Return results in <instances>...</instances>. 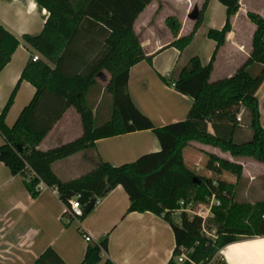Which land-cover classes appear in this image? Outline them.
<instances>
[{"label":"trees","instance_id":"obj_1","mask_svg":"<svg viewBox=\"0 0 264 264\" xmlns=\"http://www.w3.org/2000/svg\"><path fill=\"white\" fill-rule=\"evenodd\" d=\"M36 1L49 11V17L40 33L24 34L22 39L28 48L39 53L40 59H29L0 113V134L5 140L0 147V161L14 175L23 176L30 195L39 197L44 184L56 189L66 206L78 194L85 205L93 197H101L107 184L112 189L121 185L130 199L128 212H153L171 224L176 247L169 264H190L188 260L177 261L183 249L196 264H209L222 247L243 237L264 236V199L250 202L236 198L242 164L206 153V167L212 174L206 177L187 166L184 157V149L191 142H199L229 152L233 157H249L264 163V127L257 97L264 81V17L248 13L257 27L252 52L231 77L210 81L216 51L207 65L194 56L176 79L161 76L166 84L191 97L193 104L185 120L158 127L137 109L128 91L130 68L142 60L152 61V56L143 49L134 23L153 0ZM219 1L226 7V22L221 29L211 28L207 33L217 48L225 42L232 28V17L240 9V0ZM208 2L205 1L193 31L176 38L170 46L183 51L192 42ZM166 24L177 37L181 29L178 19L168 17ZM20 43L0 23V72ZM103 70L111 75L105 87L111 95V113L108 120L96 124L98 109L95 113L89 95L99 84L96 76ZM23 81L31 83L36 92L15 124L9 126L6 116ZM71 106L81 117L82 136L46 151L39 149V144ZM241 111H245L244 124L242 117L240 122L237 120ZM247 121L252 130L251 139L235 141L237 133L241 138L246 136ZM146 129L156 134L161 145L159 151L121 166L99 157L94 169L70 181L61 180L53 170L56 161L95 148L98 139ZM228 174L235 175L237 181L226 178ZM212 195H216L220 205L212 208L213 214L205 227L215 231V238L204 232L199 216L174 213L181 200L203 203ZM107 250V236L91 242L83 264H97ZM35 264L67 263L55 249L48 247ZM106 264L112 263L107 260Z\"/></svg>","mask_w":264,"mask_h":264},{"label":"crops","instance_id":"obj_2","mask_svg":"<svg viewBox=\"0 0 264 264\" xmlns=\"http://www.w3.org/2000/svg\"><path fill=\"white\" fill-rule=\"evenodd\" d=\"M246 1L240 0V9L232 17V28L227 33L223 45L217 48V43L207 36L200 54L195 55L201 59L203 65H207L216 51L211 82L234 75L251 55L253 36L257 27L249 19L248 13L255 12L262 14V17L264 13L252 9L245 10ZM157 2L158 0L151 1L134 23L143 49L148 56H152V61L142 60L130 68L128 91L137 109L156 126L162 127L185 120L193 104L191 97L178 92L173 85L166 84L161 78L165 76L176 79L192 57L183 66L171 67L166 63L165 55L172 52L175 56H181L192 45L206 18L210 0L201 26L192 42L183 51L170 44L176 38L190 34L196 21L187 27L185 19L181 17V29L177 37L165 23L164 28L167 27L171 36L163 42L158 35L160 34L158 22L151 25L150 19H147L149 14L156 11ZM220 4L222 7L219 6V9L224 11L223 16L219 25L211 26L209 29H221L226 22L227 10L221 2ZM48 17L49 11L36 0H0V23L21 42L11 61L0 72V113L33 55L22 37L24 34L40 33ZM152 32L157 34L155 38ZM86 57L87 55L81 58V62ZM96 77L100 83L102 78L106 86L111 75L103 70ZM35 92L36 88L31 83L23 81L20 84L13 105L6 116V123L9 126L15 124L22 110L33 99ZM257 97L260 103L261 123L264 127V81L257 90ZM101 99L102 95L99 96L98 104ZM98 104L95 105V113ZM110 108L111 105L105 103L101 106L100 112L98 110V117L102 119L100 124L109 119ZM82 134L81 117L71 106L39 144V149L44 151L52 149L73 141ZM4 144L5 140L0 134V147ZM160 149L159 140L152 130H139L98 139L95 148H88L56 161L53 170L61 180L70 181L94 169L99 157L115 166H121ZM187 151L205 156L206 153H212L242 164L243 174L238 181L236 198L238 192H241L245 195L263 196L256 200L239 201L255 202L264 199V172L249 169L261 168L264 163L247 157H233L229 152L199 142H191L184 149V157ZM229 180L236 182L237 178L234 175ZM41 188L39 197L33 198L25 186L23 176L14 175L9 167L0 161V264H35L37 258L48 247L55 249L67 264H83L88 245L91 242H99L105 236L108 238V250L102 253V260L97 264H106L107 260L112 264H169L176 247L171 224L153 212H128L130 199L123 186L119 185L105 196L99 197L100 202L82 219L69 224H66V204L60 199L59 192L44 184ZM85 234H89L92 241H87ZM214 263L264 264V236L243 237L222 247L216 254L212 264Z\"/></svg>","mask_w":264,"mask_h":264},{"label":"rangeland","instance_id":"obj_3","mask_svg":"<svg viewBox=\"0 0 264 264\" xmlns=\"http://www.w3.org/2000/svg\"><path fill=\"white\" fill-rule=\"evenodd\" d=\"M206 0H158L156 5V11L154 14H149L147 19H150V24H156L158 22V28L160 31V39L161 41H167V39L171 36L170 31H167V27L164 28V24L166 23V20L168 17H175L178 19V21H181V17L185 19V25L187 27H190L191 23L197 20V16L194 18L192 17L194 14H197L198 17L202 12L203 5ZM249 2V3H248ZM219 6H221L219 0H210L207 12H206V18L196 35V38L191 46H189L181 56H175L172 52H168L165 55L166 63L171 66L175 67V65L183 66L186 64V62L190 59V57H193L195 55H199L200 50L203 46V42L207 40V30L211 26H217L219 25L220 18L223 16L224 11H220ZM222 7V6H221ZM244 9H252L257 12H263L264 13V0H247L244 4ZM249 7V8H248ZM205 14V12H204ZM262 15V14H261ZM243 16V15H242ZM246 16V14H245ZM247 17V16H246ZM167 25V24H165ZM154 35V38L157 35L155 32H152ZM204 49V48H203ZM33 55H37L35 50H31ZM101 83L92 90V92L89 95V102L90 104L93 103L94 105L98 104L99 96L102 95V99L98 104V110L100 112V108L103 104H107L110 106L111 102V95L105 91V81L100 78ZM103 92V94H102ZM96 103V104H95ZM92 105V104H91ZM111 113V108H110ZM239 116L243 118L241 121L242 124L245 123V111H241ZM102 119L97 118L96 124L100 123ZM246 130V136L244 138H241L239 133L235 136V141L242 142L247 141L251 139L252 130L248 125V121L246 122L244 126ZM224 152V151H223ZM249 158V157H247ZM253 159V158H252ZM185 162L186 165L189 166L192 169H195L197 174L210 177L211 172L206 167L207 162V156L204 154L199 153H192L187 151V154L185 156ZM252 168V169H251ZM250 170L255 172H264V165L261 168H255V167H249ZM234 177L232 174H228L226 178L230 179ZM263 195H245V193L238 192L237 199L238 200H256L258 197H261ZM178 219H176L177 221Z\"/></svg>","mask_w":264,"mask_h":264},{"label":"built area","instance_id":"obj_4","mask_svg":"<svg viewBox=\"0 0 264 264\" xmlns=\"http://www.w3.org/2000/svg\"><path fill=\"white\" fill-rule=\"evenodd\" d=\"M40 59V55H32V60L37 61ZM241 116H238L237 120L240 122L241 121ZM100 199L98 197L97 201L95 204L99 203ZM220 205V200L216 197V195H212L209 198L208 202H203V203H195L194 201H186V200H181L179 202V208L175 210V214L179 215L182 212H185L189 214L190 216H199L203 220V230L204 232L212 237L215 238L216 234L215 231H208L205 227V223L209 217L212 216V208L219 206ZM65 214L67 217L68 222H73V221H78L80 220L84 214V205L80 201V195H75L72 197L69 201V205L66 206L65 208ZM85 239L87 241H92V237L89 234L84 235ZM215 258V257H214ZM214 258L209 262V264L213 263ZM188 260L190 264H196L192 259L188 257V251L183 249L182 253L177 257V261L182 263Z\"/></svg>","mask_w":264,"mask_h":264},{"label":"water","instance_id":"obj_5","mask_svg":"<svg viewBox=\"0 0 264 264\" xmlns=\"http://www.w3.org/2000/svg\"><path fill=\"white\" fill-rule=\"evenodd\" d=\"M195 16H197V18H198V15L197 14H194L192 17L194 18ZM111 189H112V187L110 186V184H107V186H106L104 192L102 193L101 197L105 196ZM97 199H98V197L95 196V197H93L91 199V201L89 203H87V204L84 205L85 214L88 213L94 207Z\"/></svg>","mask_w":264,"mask_h":264}]
</instances>
